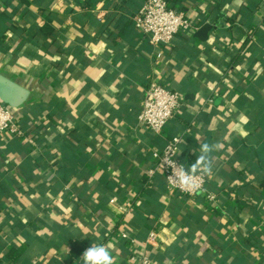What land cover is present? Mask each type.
<instances>
[{"label": "crops", "instance_id": "1", "mask_svg": "<svg viewBox=\"0 0 264 264\" xmlns=\"http://www.w3.org/2000/svg\"><path fill=\"white\" fill-rule=\"evenodd\" d=\"M144 1L0 0L24 131L0 134V264H79L95 244L113 264H264V0H170L196 28L166 46L133 25ZM152 80L183 99L161 133L137 123ZM173 136L187 167L221 144L196 195L148 174Z\"/></svg>", "mask_w": 264, "mask_h": 264}, {"label": "built area", "instance_id": "2", "mask_svg": "<svg viewBox=\"0 0 264 264\" xmlns=\"http://www.w3.org/2000/svg\"><path fill=\"white\" fill-rule=\"evenodd\" d=\"M135 29L144 34L148 41L157 46L169 45L174 38L182 32H191L196 26L188 18L186 13L174 7L170 0H145L133 17ZM183 99L181 94L162 83L152 80L146 89L145 98L141 110L137 116V123L156 133H161L169 120L181 108ZM10 132L17 136L24 134L23 129L17 124L9 107L0 100V134ZM181 142L180 136H173L162 150H153L154 166L148 170L149 176L161 173L164 175L168 189L181 192L185 195H196L205 189L208 177L201 178V187L196 191H185L175 187L169 175L177 166V163L187 167L178 155ZM215 194L209 193L208 198L214 200ZM131 204L120 205L122 211H127ZM119 236L130 240L136 245V240L130 239L125 231L119 232ZM159 242V233L152 230L143 245L156 246ZM136 247V246H135ZM130 259L133 264H154L153 258L147 253L132 251Z\"/></svg>", "mask_w": 264, "mask_h": 264}, {"label": "clouds", "instance_id": "3", "mask_svg": "<svg viewBox=\"0 0 264 264\" xmlns=\"http://www.w3.org/2000/svg\"><path fill=\"white\" fill-rule=\"evenodd\" d=\"M199 154L189 167L177 163L169 179L175 187L185 191H196L201 187V178L215 175L217 165L215 153L221 150V144L200 140ZM79 264H113L112 255L107 247L95 244L84 251Z\"/></svg>", "mask_w": 264, "mask_h": 264}, {"label": "water", "instance_id": "4", "mask_svg": "<svg viewBox=\"0 0 264 264\" xmlns=\"http://www.w3.org/2000/svg\"><path fill=\"white\" fill-rule=\"evenodd\" d=\"M210 25H205L200 33L205 32ZM22 93V90L18 88L11 80L7 79L0 74V100L9 104L10 106H17L20 102L19 95Z\"/></svg>", "mask_w": 264, "mask_h": 264}, {"label": "trees", "instance_id": "5", "mask_svg": "<svg viewBox=\"0 0 264 264\" xmlns=\"http://www.w3.org/2000/svg\"><path fill=\"white\" fill-rule=\"evenodd\" d=\"M51 27H52L51 21H49L47 24L44 25L43 29H44L45 32H51V30H52Z\"/></svg>", "mask_w": 264, "mask_h": 264}]
</instances>
